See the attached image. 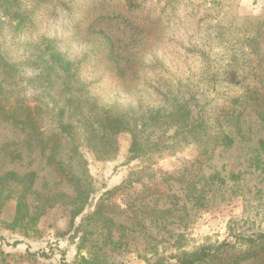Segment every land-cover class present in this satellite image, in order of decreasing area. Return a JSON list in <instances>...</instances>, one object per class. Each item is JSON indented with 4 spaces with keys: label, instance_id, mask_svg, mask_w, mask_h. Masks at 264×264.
Here are the masks:
<instances>
[{
    "label": "rangeland",
    "instance_id": "374dc122",
    "mask_svg": "<svg viewBox=\"0 0 264 264\" xmlns=\"http://www.w3.org/2000/svg\"><path fill=\"white\" fill-rule=\"evenodd\" d=\"M35 6L22 25L0 22L6 113L24 102L25 115L36 119L33 130L0 117V264H155L161 258L176 264L180 250L225 240L230 224L238 228L252 218L247 228L264 230V0ZM54 68L69 77L50 76ZM50 80L55 91L62 85L72 91L60 102L93 99L86 115L97 101L138 119L170 112L184 98L194 116H204L207 132L133 161L128 133L109 160L83 150L90 175L84 185L93 193L81 198L48 161L54 111L42 104L54 97ZM237 115L236 128L231 117ZM72 122L83 135L77 117ZM40 129L52 140L47 149L35 134ZM222 132L233 137L231 147L213 144ZM12 172L35 174L27 193L5 180ZM241 264H264V255Z\"/></svg>",
    "mask_w": 264,
    "mask_h": 264
},
{
    "label": "trees",
    "instance_id": "16d2710c",
    "mask_svg": "<svg viewBox=\"0 0 264 264\" xmlns=\"http://www.w3.org/2000/svg\"><path fill=\"white\" fill-rule=\"evenodd\" d=\"M49 0H0V22L2 21H17L19 25L29 21L31 14L36 9V5ZM34 3V7L29 9L27 4ZM29 6V5H28ZM1 52V51H0ZM0 61H3V54L0 53ZM8 70L12 81L15 79L14 72L15 65L10 64ZM7 65H5L6 67ZM3 69V65L1 66ZM49 71L50 76H57L65 74L69 77V72L58 68ZM4 73V72H3ZM67 73V74H66ZM1 75V72H0ZM75 75V74H74ZM73 75V76H74ZM12 87L16 86V82H12ZM51 89L52 97L51 103L42 104V108L54 111L53 134L54 144L50 151L48 161L54 164L56 169L70 180L79 197L88 199L93 193V188L86 187L84 180L89 175L87 160L85 159L83 150L92 152L98 160H109L117 154L118 138L123 133L131 135V147L129 149V161H133L161 149H166L169 143H177V140L185 137H200L205 131L206 122L204 116H194L192 107L184 98H179L175 107L170 111L156 110L148 112L146 116H139L138 119H131L126 115L117 112L112 108L101 105L95 101L89 114L86 115L85 109L88 102L93 99L84 100L82 105L77 100L70 96L65 102L63 98L67 94H71L66 86H59V92L51 88V80L48 82ZM10 91L6 86L0 84V117L11 120L16 124L25 125L27 128H36V119L30 115H25V110L28 108L23 102L13 112L7 114L6 104L9 101ZM59 99V100H57ZM26 107V108H25ZM202 110H199V112ZM241 115L231 117L234 127H238ZM24 117V118H22ZM72 117H77L78 124L84 127V134L80 135L77 128L72 122ZM141 121V122H140ZM169 132H173V136H167ZM222 136L213 137L215 141L213 144L223 146L225 148L231 147L234 144L233 137L225 132ZM40 139V144L43 149L49 147V141L45 140L41 129L35 133ZM168 137V140L165 137ZM169 141V142H167ZM264 151V143L262 144ZM5 180L14 185H19L26 189V193L32 187L35 180V174L20 178L15 172L6 175ZM260 198L264 197V193H259ZM79 214V213H78ZM77 216V215H76ZM247 218L242 226L233 228L230 224L229 235L223 241L206 242L203 245L192 251L180 250L175 256L176 264H207L212 260L226 262V264H241L244 261L259 258L264 255V230L254 228H247L250 223ZM231 223H235L231 221ZM107 235H111L108 233ZM231 240H230V239ZM162 259V258H161ZM157 260L155 264H165L163 260ZM95 264V263H94ZM102 264V262H96Z\"/></svg>",
    "mask_w": 264,
    "mask_h": 264
}]
</instances>
